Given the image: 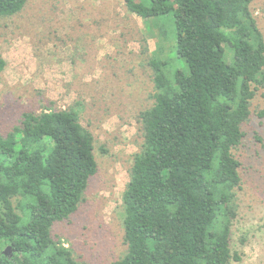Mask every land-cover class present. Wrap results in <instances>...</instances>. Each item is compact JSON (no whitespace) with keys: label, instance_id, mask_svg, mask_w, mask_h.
<instances>
[{"label":"trees","instance_id":"1","mask_svg":"<svg viewBox=\"0 0 264 264\" xmlns=\"http://www.w3.org/2000/svg\"><path fill=\"white\" fill-rule=\"evenodd\" d=\"M124 1L144 20L173 14L169 51L182 65L171 55L150 62L154 104L140 112L143 142L123 194L127 252L111 264H232L241 259L231 243L242 185L234 149L264 86L252 0ZM26 3L0 0V17ZM97 171L94 134L74 105L26 111L0 134V264H79L52 228L78 211Z\"/></svg>","mask_w":264,"mask_h":264},{"label":"rangeland","instance_id":"2","mask_svg":"<svg viewBox=\"0 0 264 264\" xmlns=\"http://www.w3.org/2000/svg\"><path fill=\"white\" fill-rule=\"evenodd\" d=\"M251 7L264 34V0ZM145 20L124 0H27L20 13L0 17V134L26 111L74 105L95 137L98 171L78 211L52 228L79 264H111L126 254L123 194L143 142L140 112L154 104L150 62L171 55L182 65L169 51L173 14ZM250 111L234 149L242 185L231 243L241 259L232 264H264V86Z\"/></svg>","mask_w":264,"mask_h":264},{"label":"water","instance_id":"3","mask_svg":"<svg viewBox=\"0 0 264 264\" xmlns=\"http://www.w3.org/2000/svg\"><path fill=\"white\" fill-rule=\"evenodd\" d=\"M8 250H9V247L5 250V252L7 253Z\"/></svg>","mask_w":264,"mask_h":264}]
</instances>
